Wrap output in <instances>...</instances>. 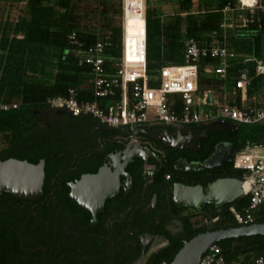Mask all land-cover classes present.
<instances>
[{
    "label": "flooded vegetation",
    "instance_id": "1",
    "mask_svg": "<svg viewBox=\"0 0 264 264\" xmlns=\"http://www.w3.org/2000/svg\"><path fill=\"white\" fill-rule=\"evenodd\" d=\"M38 116L45 133L22 154L46 156L40 160L45 161L43 196L38 201L0 196V264H153L155 254L173 242L184 244L201 222L213 226L214 205L199 211L177 207L175 185L207 186L197 183L200 172H182L181 165L202 164L219 149L238 147L233 123L178 130L147 126L140 135L123 136L120 129L52 109ZM146 151L158 160L140 158ZM165 161L174 163L176 174L155 186ZM103 169L111 171L107 182L118 180L120 186L94 214L73 199L72 185Z\"/></svg>",
    "mask_w": 264,
    "mask_h": 264
},
{
    "label": "trees",
    "instance_id": "2",
    "mask_svg": "<svg viewBox=\"0 0 264 264\" xmlns=\"http://www.w3.org/2000/svg\"><path fill=\"white\" fill-rule=\"evenodd\" d=\"M83 0H0V103H16L17 109L0 112V161L11 158L38 163L44 155L33 158L27 146L38 134L41 112L48 110L50 98L66 96L74 89L81 101H92L89 83L92 69L81 61L89 48L99 41L108 40L106 63L118 61L122 52V0H95L98 24L86 22L88 14L80 10ZM176 6L175 16H164L159 7L153 8L147 0V73L150 77L159 74L162 67L185 63V43L189 39L203 42L214 38L223 39L221 24L222 10L226 6L237 8L238 0H198V14L189 13L192 0H172ZM25 2L22 7L19 5ZM264 2V0H263ZM5 15H7L5 20ZM76 34L78 43L71 41ZM229 51L236 54L230 60L228 76L221 79L207 68L217 67L219 62L204 58L199 63V93L217 90L223 85L234 87L240 73L250 70L252 83L249 88L251 98L257 97L264 89V77L256 76L255 64L247 60L254 57L264 61V15L257 14L254 22L245 28L229 31ZM151 86H156L152 81ZM95 122L91 117H74ZM42 132V133H41ZM239 150L247 143L258 144L264 141V126L241 125L235 140ZM22 154L16 156V152ZM174 163L165 161L154 178L158 186L167 175H175ZM199 173V172H197ZM159 177V178H158ZM197 183L208 185L218 179H243V173L233 165L223 169L200 171ZM176 181H181L176 178ZM250 198L243 197L223 208L221 213L214 211L211 220L217 218L212 227L200 223L198 230L184 238L188 242L196 236L221 229L236 228L237 224L230 208L243 213L249 206ZM256 223L264 222V210L255 215ZM217 246L227 264H252L264 259V238L232 239L220 242ZM183 244L171 245L154 255L153 264H171L182 249Z\"/></svg>",
    "mask_w": 264,
    "mask_h": 264
},
{
    "label": "built area",
    "instance_id": "3",
    "mask_svg": "<svg viewBox=\"0 0 264 264\" xmlns=\"http://www.w3.org/2000/svg\"><path fill=\"white\" fill-rule=\"evenodd\" d=\"M238 2L237 8L226 6L222 10L223 39L214 38L203 42L187 40L185 63L162 67L157 76L150 77L147 73V0H122L120 59L106 63L105 52L110 47L106 39L92 45L81 61V64L85 63L92 69L89 87L93 100L81 101L78 93L69 89L66 96L48 99V109L66 111L73 117H91L114 129L132 130L158 125L169 128L211 126L220 121L238 126H264V100L249 95L252 83L249 69L240 73L232 88L223 85L217 90L199 93L200 61L204 58L217 60L218 66L207 68V72L226 80L229 62L236 58V54L229 51L230 42L226 35L229 31L253 23L257 14L264 15L263 0ZM25 4L22 2L19 6ZM192 5L191 11L181 16L198 14V0H192ZM71 41L78 43L76 34L71 35ZM246 59L255 64L256 76L264 77V61L254 57ZM152 81L156 82V86H151ZM18 107L16 103H0V112ZM232 165L243 173V197H249L250 203L243 213H238L233 207L230 211L239 226L256 224V213L264 210V141L247 143L242 150H238ZM148 169L153 170V167ZM217 220L215 218L213 223ZM200 264L227 263L221 249L215 245ZM252 264H264V259L259 258Z\"/></svg>",
    "mask_w": 264,
    "mask_h": 264
},
{
    "label": "water",
    "instance_id": "4",
    "mask_svg": "<svg viewBox=\"0 0 264 264\" xmlns=\"http://www.w3.org/2000/svg\"><path fill=\"white\" fill-rule=\"evenodd\" d=\"M58 112L68 113L66 111ZM218 124H223V122ZM181 128H176V130ZM232 128L235 134L240 130V126L234 123L232 124ZM110 129L115 130L114 128ZM148 129L150 128L147 126H141L133 130L124 128L120 129V131L121 135L127 136L129 134L140 135L144 133V130ZM238 150L236 145L219 149L216 154L202 164L181 163L182 168L180 171L200 172L220 168L224 164H231ZM140 158H143L145 161H148L149 158L158 160L149 151H146L145 155ZM110 173L111 171L103 169L98 175L85 177L76 184H73V199L87 211L96 214V210L102 208L105 202L114 197L118 192L120 186L118 180L115 183L107 182V176ZM151 174L153 176V173ZM45 179V161H40L38 165L17 159L0 161V196L2 194H9L20 200L38 201L43 196ZM242 185V180L236 178L218 179L206 187L197 186L191 188L176 184L174 202L177 207H191L198 211L206 204H213L217 212L221 213L225 206L232 205L243 198L244 191ZM253 237L264 238V222L250 226H238L236 228L206 232L185 242L171 264H200L209 249L220 242Z\"/></svg>",
    "mask_w": 264,
    "mask_h": 264
},
{
    "label": "rangeland",
    "instance_id": "5",
    "mask_svg": "<svg viewBox=\"0 0 264 264\" xmlns=\"http://www.w3.org/2000/svg\"><path fill=\"white\" fill-rule=\"evenodd\" d=\"M97 5L98 2L95 0H83L80 3V10L85 11L88 14L86 22H88L89 25L95 26V24H98ZM151 6L153 8L159 7L164 16L176 13V6L172 0H151Z\"/></svg>",
    "mask_w": 264,
    "mask_h": 264
},
{
    "label": "crops",
    "instance_id": "6",
    "mask_svg": "<svg viewBox=\"0 0 264 264\" xmlns=\"http://www.w3.org/2000/svg\"><path fill=\"white\" fill-rule=\"evenodd\" d=\"M167 16L171 17L172 15H167ZM167 16H166V17H167ZM255 98H258V99H260V100H264V91H263V92H260V93L258 94V96L255 97ZM209 126H210V125H209ZM209 126H201V127H209ZM211 222L213 223V219L211 220Z\"/></svg>",
    "mask_w": 264,
    "mask_h": 264
},
{
    "label": "bare ground",
    "instance_id": "7",
    "mask_svg": "<svg viewBox=\"0 0 264 264\" xmlns=\"http://www.w3.org/2000/svg\"><path fill=\"white\" fill-rule=\"evenodd\" d=\"M245 187H247V186H245Z\"/></svg>",
    "mask_w": 264,
    "mask_h": 264
}]
</instances>
